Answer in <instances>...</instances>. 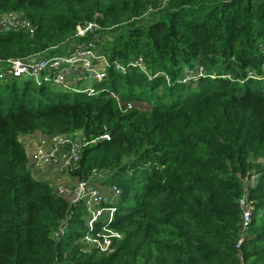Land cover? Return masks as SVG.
I'll return each instance as SVG.
<instances>
[{"label":"trees","instance_id":"1","mask_svg":"<svg viewBox=\"0 0 264 264\" xmlns=\"http://www.w3.org/2000/svg\"><path fill=\"white\" fill-rule=\"evenodd\" d=\"M0 15L33 28L0 29L3 61L91 40L109 64L93 95L0 82V264H264V0H0ZM36 134L87 142L68 178L115 186L112 221L90 230L31 175ZM101 227L121 238L80 243Z\"/></svg>","mask_w":264,"mask_h":264},{"label":"built area","instance_id":"2","mask_svg":"<svg viewBox=\"0 0 264 264\" xmlns=\"http://www.w3.org/2000/svg\"><path fill=\"white\" fill-rule=\"evenodd\" d=\"M22 30L28 34L33 32L30 24L17 15H0V29ZM97 29L95 24H87L85 27H77V35L88 37L94 34ZM91 40L80 43L69 50L64 56H52L41 60H6L0 59V82H5L15 78H29L36 84L39 80L51 81L54 85L63 89L76 91L67 80L78 77L81 80L102 81L105 77V69L109 66L104 56L97 54ZM103 65V68H97ZM131 65L141 66V60H137ZM116 68L121 67L116 64ZM198 72H202L201 67H197ZM44 73V74H42ZM195 75V74H194ZM196 76V75H195ZM189 77V76H188ZM89 95H93V90L85 89ZM127 107H131L130 104ZM101 139L108 140L107 135ZM87 145L80 137L69 138L64 135L54 137H44L36 134L26 140L29 163L33 168L52 167L56 172V177L51 175L50 185L54 193L61 198H65L71 205H84L87 208L89 219L87 226L94 230V223L98 220H113L114 209L103 208V204L109 203L114 197L119 195V190L115 186L104 187L96 182L80 180L74 183L68 181V170L73 168L79 160L81 149ZM58 181V182H57ZM55 183V184H54ZM57 183L62 185L58 187ZM70 183V184H69ZM239 205L242 211L241 226L243 229L250 223L251 205L245 198H241ZM96 236L85 235L80 239V243L86 248H97L105 252L111 246L113 238L120 239L121 235L105 227L97 229ZM63 234V228L55 233L58 238ZM242 242V239H240ZM238 243V246L239 247ZM243 264V263H242Z\"/></svg>","mask_w":264,"mask_h":264},{"label":"crops","instance_id":"3","mask_svg":"<svg viewBox=\"0 0 264 264\" xmlns=\"http://www.w3.org/2000/svg\"><path fill=\"white\" fill-rule=\"evenodd\" d=\"M97 68H99V67H97ZM80 80L81 79L79 78V76L78 77H74V78H72L70 80V81H72L70 83V85L72 87H77L83 81L88 80V79H84V80H82V82H80ZM88 87H91V86L88 85ZM29 139H30V137L26 138V140H29ZM29 168H30V170L33 169L38 174V178H37L38 180H43V181H47V182L50 183V179H48V177L46 176L47 175V170L45 168H39V169L38 168H33L30 163H29ZM47 168H51L52 169L51 175H53V177H56V172L54 171V169L52 167H47ZM44 169H45V172H44ZM68 181H70L71 183H74V181H71L69 178H68Z\"/></svg>","mask_w":264,"mask_h":264},{"label":"rangeland","instance_id":"4","mask_svg":"<svg viewBox=\"0 0 264 264\" xmlns=\"http://www.w3.org/2000/svg\"><path fill=\"white\" fill-rule=\"evenodd\" d=\"M99 68L101 69V68H103V65H100L99 66ZM25 80V78H21V79H19L18 80V82H23ZM80 81H82V80H80ZM95 82H97V81H95ZM88 85L89 86H91L92 88H94V89H96L97 87H96V84L94 83V81H89V80H85V81H83L81 84H79L77 87H72V88H79V89H88V90H90L91 89V87H88ZM46 170H47V177H48V179H51V172H52V169L51 168H45ZM45 169H44V172H45ZM31 171V175L34 177V178H38V174L33 170V169H31L30 170ZM58 182V181H57ZM71 183V182H70ZM69 183V184H70ZM55 184V183H54ZM56 185H58V187H60L62 184L61 183H57Z\"/></svg>","mask_w":264,"mask_h":264},{"label":"water","instance_id":"5","mask_svg":"<svg viewBox=\"0 0 264 264\" xmlns=\"http://www.w3.org/2000/svg\"><path fill=\"white\" fill-rule=\"evenodd\" d=\"M6 30H9V28H6ZM67 80L70 81L71 78L69 76H67Z\"/></svg>","mask_w":264,"mask_h":264}]
</instances>
